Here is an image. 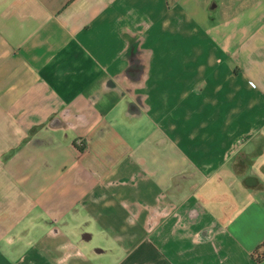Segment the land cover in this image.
Wrapping results in <instances>:
<instances>
[{"label": "crops", "instance_id": "obj_1", "mask_svg": "<svg viewBox=\"0 0 264 264\" xmlns=\"http://www.w3.org/2000/svg\"><path fill=\"white\" fill-rule=\"evenodd\" d=\"M261 245L264 0H0V264Z\"/></svg>", "mask_w": 264, "mask_h": 264}, {"label": "trees", "instance_id": "obj_2", "mask_svg": "<svg viewBox=\"0 0 264 264\" xmlns=\"http://www.w3.org/2000/svg\"><path fill=\"white\" fill-rule=\"evenodd\" d=\"M261 249L260 254H258V250ZM253 254L256 255L257 261H262L264 259V245H261Z\"/></svg>", "mask_w": 264, "mask_h": 264}]
</instances>
